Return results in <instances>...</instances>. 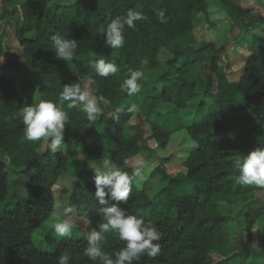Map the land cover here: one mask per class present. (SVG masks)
Returning <instances> with one entry per match:
<instances>
[{
  "label": "trees",
  "instance_id": "obj_1",
  "mask_svg": "<svg viewBox=\"0 0 264 264\" xmlns=\"http://www.w3.org/2000/svg\"><path fill=\"white\" fill-rule=\"evenodd\" d=\"M210 1L0 0V59L14 40L20 47L18 53H11L9 62L0 65V264H58L62 253L71 257L69 264H99L84 255L89 246L84 237L60 239L50 252L39 250L32 240L34 231L54 211L53 188L67 173L68 157L44 149L43 140H28L19 113L39 99L59 105L63 86L72 83L111 103L102 106L103 114L94 122L88 121L78 103L73 108L67 107L68 102L60 105L69 116L64 141L78 136L83 140L89 132L94 142L80 143L87 156L104 155L133 178L126 203L109 200L100 205L94 176L83 174L86 180L73 189L69 205L75 216L87 220V231L99 229L100 209L118 204L127 214L151 221L162 233L159 253L145 254L133 264H212L216 253L220 257L215 264H264V187L238 184L239 170L234 164L240 155L264 146V0H240L238 4L213 0L239 17H249L242 26L243 36L228 43L217 39ZM158 9L165 11L166 23L158 21ZM129 10L146 19L136 21L135 30L124 26L122 48L106 47L104 30L110 17L126 18ZM14 14L19 15L17 19ZM201 20L207 25L205 42L195 48L193 31ZM54 35L78 42L72 60L55 57ZM240 42H249L250 49L238 80L231 82L227 56ZM161 52L167 56L165 61H161ZM101 58L114 62L119 71L99 76L93 65ZM198 69L204 70L203 76L197 74ZM131 70L160 73L154 79L143 77L142 91L129 95L121 85ZM202 84L205 90L200 93ZM138 102L147 116L143 125L149 135L141 141L148 151L164 149L169 140L149 119L158 106L171 105L191 115L185 130L193 146L182 161L184 176H165L166 185L151 195L147 180L141 189L137 187L140 170L125 164L141 150L136 140L126 137L134 112L128 109ZM14 170L19 176L26 175L25 197L21 180L17 193L11 194ZM149 177H156V171ZM238 202L248 208L245 231L249 241L259 228L262 250L257 254L229 243L228 221L220 208ZM99 246L114 254L124 242L109 231Z\"/></svg>",
  "mask_w": 264,
  "mask_h": 264
},
{
  "label": "rangeland",
  "instance_id": "obj_2",
  "mask_svg": "<svg viewBox=\"0 0 264 264\" xmlns=\"http://www.w3.org/2000/svg\"><path fill=\"white\" fill-rule=\"evenodd\" d=\"M20 1V0H18ZM233 3L238 4L240 0H231ZM211 18L218 26V40L220 43H228L231 41H237L243 36L242 26L248 23L249 17H239L234 11L228 7L221 5L217 1H210L209 7ZM17 19L18 14L13 15ZM7 31L10 33L9 25L6 26ZM207 25L204 21H200L194 27L192 46L195 48L201 47L205 42V33ZM249 33V30H247ZM250 40V39H248ZM249 42L243 44L240 42L234 47L227 56L229 61L228 80L235 82L238 80L240 71L243 67L244 61L248 55ZM8 49V47H7ZM8 53L1 57L0 65H4L9 62L11 53L19 52L17 42L14 40L11 50H7ZM116 58V54L113 55ZM166 55L161 52V61H165ZM203 71L198 69L199 76H203ZM160 73V70L147 71L144 73L145 79H154ZM201 77V76H200ZM144 78L138 81L139 91L133 94H138L142 91V82ZM205 90L204 85H201L200 93ZM213 100H209V104H213ZM138 108L133 112V116L126 127V137L136 140L141 147L140 153L133 159L126 161V167L132 169H139L141 178L137 181V187L141 189L147 180L148 185L146 190L151 195L164 187L167 183L165 176L170 178H181L184 176L185 170L182 165L183 159H185L193 146V142L188 137L185 126L190 119L191 115L187 112H182L171 105H160L155 109L153 115L149 116L151 123L162 128L168 135V144L164 149H157L155 151H148L144 148L141 139L149 135V128L143 125V121L147 118L140 108L141 103L138 102ZM264 106V105H263ZM78 107L82 110L81 105L78 103ZM83 111V110H82ZM83 131L82 134L86 132ZM83 139L86 142H94L95 137L87 133ZM66 141L56 149L50 146V142L43 141V148L50 152L61 151L68 157V170L63 178L53 188L54 197V211L49 219H47L38 229H36L32 235V240L36 248L44 252H50L54 243L60 239L66 238H81L84 237L88 240L92 232L87 231L88 222L85 218L77 217L74 214L72 207L69 205V198L73 189L82 184L86 180L83 174L89 173L94 176L91 165L102 166L103 162H106L109 167L114 170H121L120 168L111 164L106 156H87V151L83 148L81 142L82 139L78 137L66 138ZM0 161H2L0 157ZM15 171V170H14ZM153 171H156V177L150 178L149 176ZM165 174V175H164ZM25 175V174H24ZM19 176L16 171L10 173V185L11 194L20 188L19 180L22 182L21 188L23 191L21 195L25 197L26 189V175ZM22 178V179H21ZM16 185V187H15ZM17 193V192H16ZM10 197V196H9ZM9 200V198H8ZM0 209H2L0 207ZM248 208L245 202H238L232 205H222L220 211L228 221V239L231 246L237 250H242V247L248 250L249 253L257 254L262 250V245L259 237V228L253 236V241H249L246 235V222L245 213ZM63 213L64 218L71 221L73 227L70 236H59L53 229L52 225L56 222L57 214ZM99 231V229L97 230ZM106 233L102 234L101 240L104 241ZM219 255L213 254V262L215 264L219 260Z\"/></svg>",
  "mask_w": 264,
  "mask_h": 264
},
{
  "label": "clouds",
  "instance_id": "obj_3",
  "mask_svg": "<svg viewBox=\"0 0 264 264\" xmlns=\"http://www.w3.org/2000/svg\"><path fill=\"white\" fill-rule=\"evenodd\" d=\"M156 17L160 23H166L165 11L158 9ZM146 19L139 12L129 10L127 17H110L104 30V45L113 49L122 48L125 44L123 35L124 26L135 30L136 21ZM54 55L62 61H70L75 55L78 42L75 39H65L61 36H52ZM96 73L102 77H108L119 71L114 62H106L104 58L94 63ZM144 73L140 70H131L123 81L121 90L129 95L139 91L138 81ZM67 103L68 108H73L79 103L88 121L94 122L103 114V107L110 105L111 101L105 96H94L84 90L78 83L65 84L59 94V105L48 99H39L33 104H26L19 113L24 133L28 140L50 142V146L56 149L62 145L65 137V126L69 122L68 113L60 105ZM137 105L133 104L128 109L136 111ZM235 167L239 170L236 182L240 185H257L264 187V146L258 147L248 155H240L234 160ZM94 172L95 196L100 205L111 201L126 203L129 199L132 177L125 171L114 170L103 162L102 166L91 165ZM139 175V173H137ZM107 189V191H106ZM102 222L99 231L93 229L88 238L89 246L84 255L99 264H133L147 254L156 256L160 251L158 241L162 233L151 221L145 222L142 218L129 215L118 204L100 209ZM54 231L61 237L70 236L72 223L64 218L63 213H58L56 222L52 225ZM109 231L115 232L120 241L124 242L114 254L101 250L99 242L102 234ZM71 257L62 253L58 258V264H69Z\"/></svg>",
  "mask_w": 264,
  "mask_h": 264
}]
</instances>
